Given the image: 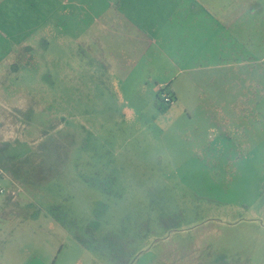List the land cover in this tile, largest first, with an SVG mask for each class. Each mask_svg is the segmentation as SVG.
<instances>
[{
    "label": "rangeland",
    "instance_id": "obj_1",
    "mask_svg": "<svg viewBox=\"0 0 264 264\" xmlns=\"http://www.w3.org/2000/svg\"><path fill=\"white\" fill-rule=\"evenodd\" d=\"M179 2L0 0V264H111L115 240L131 264H164L165 248L184 264H264L255 109L218 128L197 92L158 101L194 76L193 56L176 55L187 40L160 56L128 21L161 43ZM221 4L199 0L201 19Z\"/></svg>",
    "mask_w": 264,
    "mask_h": 264
},
{
    "label": "crops",
    "instance_id": "obj_2",
    "mask_svg": "<svg viewBox=\"0 0 264 264\" xmlns=\"http://www.w3.org/2000/svg\"><path fill=\"white\" fill-rule=\"evenodd\" d=\"M92 3L95 4L93 1H86L83 5L88 9L93 6ZM137 9L147 11L146 7ZM202 9L206 14L204 19H208L206 21L201 19L204 13L200 12L199 0H187L186 3L180 0L179 5L176 4L167 11L174 16L163 21L164 24L160 27L162 31L158 33L159 36L171 29L165 32L161 43L158 38L151 40L148 33L143 30L146 27L150 28V25L146 24L144 27L142 21L130 17L128 21L143 32L145 42L154 46L159 45L157 53L160 56H168L169 46L173 44L182 46L184 40H187L184 44L186 49L177 46L176 55L193 56L188 59L190 62L188 72L195 74L194 76L189 74L177 88L168 85L175 103H183L184 93L197 92L196 108L208 109L212 113L210 122L216 124L218 128L227 126V120H231L232 109L240 110L243 107L255 109L257 146L262 147L264 144V0H223L221 5L202 7ZM92 12L100 11L96 9ZM126 12L130 13L132 10L128 9ZM122 14L124 15L125 12ZM173 29H180L175 31V37L172 34ZM177 36L178 40L175 41ZM203 38L205 43L201 44ZM198 60L202 61V64ZM201 73L204 75V86L198 81ZM253 79L254 83H252ZM160 88L162 87H157L156 91L159 92ZM252 89H255L257 96L255 101L250 103L248 101L252 96L249 98L248 95ZM233 98L236 99L234 102ZM0 139L4 140L5 137ZM10 196L16 197L12 194ZM161 260L164 264H184L172 248H165Z\"/></svg>",
    "mask_w": 264,
    "mask_h": 264
},
{
    "label": "trees",
    "instance_id": "obj_3",
    "mask_svg": "<svg viewBox=\"0 0 264 264\" xmlns=\"http://www.w3.org/2000/svg\"><path fill=\"white\" fill-rule=\"evenodd\" d=\"M158 101L160 99V93L157 94ZM169 107V105H166ZM161 109V107H159ZM130 242L123 241V240H115L112 242V247L110 249L109 259L111 264H131V249H130Z\"/></svg>",
    "mask_w": 264,
    "mask_h": 264
},
{
    "label": "built area",
    "instance_id": "obj_4",
    "mask_svg": "<svg viewBox=\"0 0 264 264\" xmlns=\"http://www.w3.org/2000/svg\"><path fill=\"white\" fill-rule=\"evenodd\" d=\"M159 93H160V99L161 102L165 105H172L174 103V97L172 95V93L167 89L165 90V88H160L159 89ZM7 190H5L4 188L0 187V194L4 195L7 194ZM10 194L12 195H16L15 192H11Z\"/></svg>",
    "mask_w": 264,
    "mask_h": 264
}]
</instances>
